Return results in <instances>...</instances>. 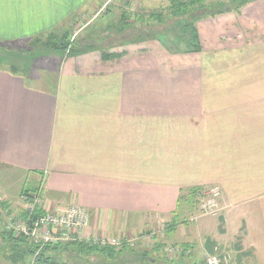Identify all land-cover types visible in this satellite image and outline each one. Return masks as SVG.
Returning <instances> with one entry per match:
<instances>
[{"label":"crops","instance_id":"obj_1","mask_svg":"<svg viewBox=\"0 0 264 264\" xmlns=\"http://www.w3.org/2000/svg\"><path fill=\"white\" fill-rule=\"evenodd\" d=\"M154 1L142 2L150 8ZM98 2L0 0V42L54 31ZM95 56L54 58L57 65L35 73L0 68V195L8 210L19 206L24 187L40 183L45 211L71 205L87 211L86 226L74 231L84 241L145 232L147 249L156 253L159 236L151 231L172 219L180 195L195 186L206 192L218 187L220 234L229 241L208 236L205 256L218 248L226 264H240L249 250L237 235L245 227L249 247L264 261V177L246 172L264 169V107L258 115L242 108L234 116L243 103L216 96L243 84L212 83L209 89L218 92L209 99L201 96V83L147 80L129 54L117 60ZM250 144L262 159L248 155ZM5 210L0 208V217ZM203 224L197 223L199 235ZM184 225L174 232L181 242L189 235ZM191 256L196 264L194 248Z\"/></svg>","mask_w":264,"mask_h":264},{"label":"rangeland","instance_id":"obj_2","mask_svg":"<svg viewBox=\"0 0 264 264\" xmlns=\"http://www.w3.org/2000/svg\"><path fill=\"white\" fill-rule=\"evenodd\" d=\"M142 1L130 0L127 5V0H99L94 7L78 12L76 16L70 18L66 25L40 35L38 40L1 43L12 50L6 54L9 62L3 66L10 68V65H15L18 70L20 68L23 71L35 73L40 70L41 66L57 65V62L69 56L79 58L85 53H95V59L109 57L117 60L124 56L127 57L129 54L136 58L134 60H137L140 67L145 69L149 75L147 80L152 82L180 81L179 83L184 84L187 82L201 83L204 85V90L199 92L202 97L209 99L213 97V91L214 93L218 92V90L209 89L212 88V83L223 85V87H226V83L234 86L243 84L244 86L241 88L236 87L231 90L227 89V91L222 89L218 93L220 95L217 94L216 97H232L235 103H243L234 107V116L242 108L245 112L256 110L254 115L261 114L259 112L264 107V0H206L201 7L191 6L189 8L191 11L189 10L188 14L167 11V8L171 6L170 0H155L148 5L150 8L144 6ZM203 7L207 9V12L202 9ZM160 14L165 15L163 21H160L157 16ZM122 18L127 20L124 21ZM67 32L68 42L71 43L69 50L58 51L46 46V42H57ZM195 32H198L201 42L199 51L193 48ZM76 47H81L83 53L69 54L72 48ZM148 69L151 71L150 73H148ZM51 78L53 79V76ZM206 84L211 86H206ZM249 141L251 143V140ZM249 150V156L262 159L261 150H254L252 144H250ZM246 172L261 178L264 177L263 168L249 169ZM39 185L41 186L40 183L38 187ZM27 187V189L35 188L33 184H28ZM218 189L220 192V188ZM33 193V191L23 192L22 195L28 197ZM218 194L213 198V194L208 195L204 189L202 195L198 196L192 205H189L190 214L186 215L187 221L185 222L188 225L189 237L185 236V241L181 242V239L175 234H171L168 238L166 222L162 227L159 226L160 229L155 228L151 231L157 238L159 236V242H162L165 237V240L168 241L163 250L156 253L151 251L150 256L153 257L156 264H192V256L190 255V258L188 254L178 252L175 249L177 246L172 244L177 243L178 245L183 242L191 246V252L193 248L195 249L198 260L196 264H206L205 258L215 256L214 254L220 259V264L227 263L218 248L215 249V253H207L206 256L204 254L203 242L207 240L208 236L212 239H216L218 236L224 245H227L229 241V239L225 241L223 235L220 234L221 225L224 227L223 221L219 220L221 214H203L201 211L203 201L206 199H216L219 205L221 192ZM1 202L3 200L0 195ZM18 204L19 206L13 209L15 215L25 211L27 201ZM257 207L258 202L250 207L254 209L252 211L254 214L257 213ZM8 209L9 206L6 207L5 216L9 215L10 210L8 212ZM13 210L10 214L13 213ZM4 215L0 217V231L5 230L3 221H6V218ZM199 218L202 219L198 220ZM17 219L19 218L15 220ZM195 220L200 221V225L204 223V226L199 228L200 235L197 230L198 222ZM246 230L244 227L237 234L238 238L242 240V245L249 249L240 264H264V261L257 258V250L249 247ZM142 235H146V233L144 232ZM124 236L126 239L133 237L131 233L124 234ZM124 236L120 235L119 238L124 239ZM6 240L0 232V264H39L37 262L39 256L34 258L33 254L28 253L24 244L14 247ZM237 241L236 239V242L232 243V252H236ZM135 243H137L135 248L148 247L150 249L151 246L137 240ZM172 249L174 252H170ZM252 253L255 254L256 259L253 258ZM180 255H186L185 259ZM79 256L81 255L78 252L73 253L72 250L63 251L59 257H53L47 264H103L106 262L103 260L105 256L99 258L98 255H89V253L82 258ZM108 257L114 259V256ZM172 259L175 261L172 262ZM115 260L108 264H114ZM118 263L124 264V262Z\"/></svg>","mask_w":264,"mask_h":264},{"label":"trees","instance_id":"obj_3","mask_svg":"<svg viewBox=\"0 0 264 264\" xmlns=\"http://www.w3.org/2000/svg\"><path fill=\"white\" fill-rule=\"evenodd\" d=\"M252 1V0H249ZM248 1V2H249ZM130 0H127V5H129ZM206 0H170V8H167V11H170L171 13H179L182 12L184 14H188L189 10L191 11V9H189L191 6L195 7H201L203 6V4H205ZM172 7V8H171ZM202 9L205 10V12H207L205 9V7H203ZM126 13V11H125ZM212 13V12H209ZM127 14V13H126ZM160 21H163L165 19V15H157ZM126 18V17H125ZM197 20V18H195ZM122 20L126 21L127 19H123ZM128 24V23H127ZM124 25V24H123ZM188 26V25H187ZM52 32V31H51ZM39 36L33 38L38 40ZM32 39V40H33ZM2 42H0V68L3 67V64H7L9 62V60H7L6 58V54L12 52L11 49L8 48V46H4L1 44ZM54 43V44H53ZM46 42V46H50L48 48H54V50H58V51H67L69 50V48L71 47V43L68 42V32L67 34L65 33L63 36H61L57 42ZM7 44V43H6ZM193 48L195 50H201V42L199 39V34L198 32H195V40L193 43ZM11 50V51H10ZM194 50V51H195ZM17 51V50H15ZM2 52H4V54H2ZM83 53V49L81 47H76V48H72V50L70 51L69 54L74 55L77 53ZM16 53V52H15ZM107 58V57H106ZM2 63V64H1ZM8 66V65H7ZM12 72L16 73L18 72V68L15 65H10L9 68ZM41 186L38 185L35 188H29L26 189L25 187L22 190L23 192H27L30 193V191L34 192V193H38L40 191ZM204 190L203 186H195L192 188L187 189V191H184L183 194L180 195L179 200H178V206L177 209L174 211L173 213V217L172 219L167 223V225L165 226L166 228V236L169 238V236L171 234H175L174 232L177 230V227L183 223H185L187 221V214H190V206L192 205L195 201L196 198H198V196L202 195V191ZM22 195V194H21ZM0 206L3 210L6 209V207L8 206V204L6 202H1ZM9 212V210H8ZM11 212V211H10ZM9 212V214H10ZM38 215V213L36 214ZM4 222V221H3ZM5 223V222H4ZM1 224V222H0ZM5 227V230L2 229L1 234L2 237L7 239L6 241H8L9 243H12L14 247H18L20 244H24L25 247L27 248L28 253L34 254L36 251L37 246L26 236L24 235H15L13 231L8 230L6 224H3ZM3 228V227H2ZM166 239V237H165ZM163 239L162 242H155V244L153 245L152 250L154 251H161L162 247H165L166 242H168L167 240ZM174 245H176L177 247H180V249H182V253L186 254V252L190 250V245H188L187 243H181L178 244L177 243H172ZM68 250H72L73 253L78 252L79 257L82 258V256L86 255L87 253H89V255L95 254L98 255L103 253V255H100L101 257L105 258L103 260L105 261H111V260H119L121 262H127V261H142L143 263H154V261L152 259H148V257L150 256L151 251L149 249H147V247L145 248H132V247H128L127 245L121 246V247H114V246H109V245H97V244H91L85 241H70L67 242L65 244H57V245H47L42 252L40 253L39 257L37 258V262L39 264H47L48 261H50V259H52L53 257H59L60 253L63 251H68ZM192 254V252L189 253V256ZM130 255V256H127ZM108 256H114V259H111ZM182 258L185 259L186 255H180ZM127 257V258H126ZM130 257V258H128ZM126 258V259H124ZM22 259V258H21ZM123 259V260H121ZM176 260V259H175ZM175 260H171L172 262H174ZM156 264V263H154Z\"/></svg>","mask_w":264,"mask_h":264},{"label":"built area","instance_id":"obj_4","mask_svg":"<svg viewBox=\"0 0 264 264\" xmlns=\"http://www.w3.org/2000/svg\"><path fill=\"white\" fill-rule=\"evenodd\" d=\"M218 187H214L209 192L213 194V198L219 194ZM31 196L21 195V203L27 201V207L23 213H16L6 215L5 224L8 230L14 232L15 235H24L29 238L36 246V251L33 254L37 258L42 250L47 245L65 244L70 241H84L81 237L74 234L80 228L86 226L88 221V213L82 207L71 205L66 207H58L54 212L45 211L42 207V186L38 193L30 194ZM203 214L218 213V203L216 199L204 200L202 204ZM38 213V215H36ZM19 214V215H18ZM16 218H19L15 220ZM195 219V218H194ZM120 236H106L93 241L85 240V242L97 245H109L114 247H121L127 245L128 247L135 248V241L145 243L150 239L148 235H137L130 239L119 238ZM178 252L182 253L180 247L175 248ZM174 252V249L170 250ZM191 251H187L186 255ZM206 264H220L221 261L216 256H207L205 258Z\"/></svg>","mask_w":264,"mask_h":264},{"label":"bare ground","instance_id":"obj_5","mask_svg":"<svg viewBox=\"0 0 264 264\" xmlns=\"http://www.w3.org/2000/svg\"><path fill=\"white\" fill-rule=\"evenodd\" d=\"M212 189H213V188H212ZM210 191H211V190H210ZM210 191L207 192L208 195H209V192H210ZM217 203H218V201H217ZM218 211H219V205H218ZM217 214H218V213H217ZM217 214H216V215H217Z\"/></svg>","mask_w":264,"mask_h":264}]
</instances>
